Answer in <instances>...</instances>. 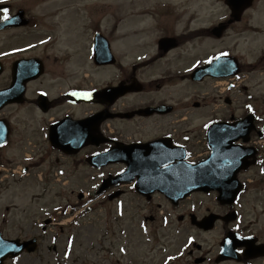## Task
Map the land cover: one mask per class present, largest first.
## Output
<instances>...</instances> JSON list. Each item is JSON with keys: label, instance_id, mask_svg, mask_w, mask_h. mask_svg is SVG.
I'll return each instance as SVG.
<instances>
[{"label": "flooded vegetation", "instance_id": "flooded-vegetation-1", "mask_svg": "<svg viewBox=\"0 0 264 264\" xmlns=\"http://www.w3.org/2000/svg\"><path fill=\"white\" fill-rule=\"evenodd\" d=\"M89 0H67L66 6H60L50 10L53 12L60 9L75 8L77 11L76 21L59 22L52 20L45 26L44 31L34 34L35 17L41 13L39 5L29 3L24 10V19L16 22L24 26L2 27L0 34L4 31H24L30 29L24 40L35 39L46 40L41 46H30L25 48L8 49L7 43L10 39L0 41V92L6 93L12 99L16 94H20L18 89L15 92L8 90L13 84V75L19 79L29 75H35L39 70L42 74L37 79L27 83L24 96L19 101L6 103L0 108V123L10 129V138L5 145H0V195L10 190V187L20 183L23 177L29 174L31 167L27 166L30 158L37 160L36 166L42 171L44 178H49L53 169L60 174L72 175L79 169L84 174L86 167L95 170L88 164V159L96 153H103L108 150L109 145L114 146L106 131V123L97 127L99 137L105 138L108 143L99 146H92L89 139L79 142L78 149L69 147L63 138H60L61 131L69 133H83L84 127L70 128L64 126L67 119L72 118L81 121L94 113L102 111L104 104H95L98 109L92 113L88 111V105L78 103L77 93L88 92L91 88L101 90L103 87H113L120 85L121 88H128L131 93L145 91L144 106L157 107L166 106L167 99L174 100L175 90L183 86L186 90H192V96L199 99L200 107L197 110H204L208 121L213 123L233 124L234 115L232 104H227L228 95L226 93L225 79L202 78L198 82L190 81L189 72L182 74H162L151 78L150 72L158 70H176L177 68H187L194 64L198 67L204 65V61L209 55H219L222 50L213 54L212 49L205 45V41L218 40L224 35L216 36L212 34V29L217 27L226 28L227 24H232V19L226 23V18L221 14L216 20L203 23L199 17L186 8L190 7L189 1L176 3L174 0H121L119 8H114L113 3L102 4L100 11H106L108 17L96 19L97 4L88 2ZM93 1V0H90ZM252 4L262 3L264 0H249ZM31 2V1H29ZM82 2L84 4H79ZM87 3V4H86ZM77 6V7H75ZM8 10V5L4 6ZM252 7V5H251ZM21 8L9 15L13 16ZM249 10V9H247ZM243 11L246 13V11ZM5 20L0 18L1 22ZM24 33V32H23ZM101 35L108 43L110 52L114 56L111 65L117 74V78L111 85L105 83L98 87L93 80L87 83L86 74L91 76L93 72H98L101 68L93 64L92 59L85 63L84 55L90 54L94 40ZM14 40H17L14 38ZM13 40V41H14ZM34 41L28 44H33ZM57 46H62L59 50ZM221 49L222 46H214ZM219 52V53H218ZM34 60L30 64L14 70L15 64L20 61ZM41 66V69L38 68ZM197 67V68H198ZM120 75V76H118ZM145 78V79H143ZM137 79L141 83H134ZM113 85V86H112ZM152 87L160 91L159 98L152 97ZM142 95V93H138ZM188 95L184 98H188ZM125 99V98H124ZM123 99V100H124ZM182 109H171V114L184 111ZM81 112L82 116H78ZM118 117L128 114L123 110H115ZM183 114L179 113V122H183ZM73 116V117H72ZM164 115L151 116L146 119L130 118L121 120L122 123L134 126L140 119L143 122L149 121L154 125L156 120L161 121ZM184 124V123H183ZM105 125V126H104ZM64 126V127H63ZM180 125H171L170 122L158 127H150L147 130L141 128L140 136L129 139L119 131H111L110 134L117 138V142L123 144L153 141L168 138L169 146L182 144L190 150L187 156L188 162L200 161L206 155V131L202 132V127L192 129L185 124L186 129L181 131ZM179 129V130H177ZM52 133L58 138L52 137ZM185 137L190 140L185 141ZM127 139V140H126ZM199 142L198 145L193 143ZM32 145V147H29ZM106 146V147H105ZM105 147V148H104ZM15 150L21 158V172L14 165V162L6 157L8 152ZM31 153V154H30ZM30 154V155H29ZM119 167L117 169H122ZM113 169L109 168V171ZM24 173V174H22ZM18 178V176H20ZM17 176V177H15ZM70 184V182H67ZM7 210V209H6ZM255 241L264 244L259 238ZM205 260V258H202ZM195 263V262H194Z\"/></svg>", "mask_w": 264, "mask_h": 264}, {"label": "rangeland", "instance_id": "rangeland-1", "mask_svg": "<svg viewBox=\"0 0 264 264\" xmlns=\"http://www.w3.org/2000/svg\"><path fill=\"white\" fill-rule=\"evenodd\" d=\"M23 2H20V5ZM264 15V13H263ZM258 21V20H257ZM259 22V21H258ZM237 38L233 33H230L227 36L226 40ZM224 39V42H226ZM235 40V39H234ZM233 40V41H234ZM228 41V40H227ZM235 47L237 49H241L242 54H244V59L247 62L254 61L257 51L250 50L245 46V44L239 45L236 44ZM236 49V50H237ZM246 63V62H244ZM252 79L249 81V84H256L257 80L260 81V84L255 86H250L249 90L252 92L253 89L259 88L257 90L262 89L264 91V71L260 72H253ZM256 75L260 76L257 78ZM263 87V88H262ZM253 94V92H252ZM235 97V105L234 110L241 109L240 112L236 113V116H240L243 112V102L244 96L236 95ZM263 98H259L257 103L260 107H262ZM263 109V108H262ZM18 186L15 187V191L13 192L12 196L8 198L10 201L15 196L16 200V207L17 210L13 211L14 214L16 213L17 220L25 222V225L20 227H12L6 228L9 233L16 232V231H24L21 236H25L28 234V237L34 236L41 233L39 227L36 226L35 229L29 230L30 226L26 225L25 219L35 218L36 220H40L43 218L41 214V208L43 206H49L48 209L52 210L54 208V203L59 204L62 199L57 197V193H54L56 190L54 186H51V190L49 193H45L41 199H34V196L41 194L42 188L37 185L31 186V193L29 190L26 192L23 189H17ZM126 199H124V210L126 209L125 203ZM53 202V203H52ZM94 209L92 213H86L83 215V218L78 221V225L72 226L68 228L67 226L60 228L59 224H55L51 227L46 228V234H44L42 240V246L40 250L35 253L34 255H24L18 261H15L10 264H54L52 260L54 258H60L62 255V248L65 244V238L69 234L75 235V245L73 248L72 255L70 257L69 264H160V262L164 259V255H174L175 253L180 252V250L184 247V240L186 236L193 235L197 238V242L204 245L205 250H208L206 254L202 251L203 255L208 256L209 258L214 257L213 254L214 247H215V240L219 239L221 236L220 229H216L210 233H199L191 229H185L181 232H162L163 235L159 231L150 232V240L149 242L141 235L139 229H137V222L138 220L135 218L133 219L130 215L129 219L127 216H124L122 220L119 221L117 227L120 229L130 230L129 238H130V246L127 247L126 257H123L119 254L117 247L121 244L122 239L119 240L117 236H113L112 234V225L114 230L115 223H114V206L103 202L97 203L93 205ZM210 208L213 206L209 205ZM47 209V208H46ZM133 212V211H132ZM261 217V216H259ZM112 225H111V224ZM60 224H65L60 222ZM155 226H158L156 224ZM152 230H154L152 226ZM31 231V232H29ZM177 233V234H176ZM54 236L56 239V247L55 252L50 244V237ZM143 241V242H142ZM50 248V249H48ZM165 248V249H164ZM188 251V250H187ZM187 251H183L182 254L179 255V259L177 262L185 264L188 261H191V264H194L193 258H196L198 253L194 255V257H190ZM7 264V263H6ZM205 264H212L207 262Z\"/></svg>", "mask_w": 264, "mask_h": 264}, {"label": "water", "instance_id": "water-1", "mask_svg": "<svg viewBox=\"0 0 264 264\" xmlns=\"http://www.w3.org/2000/svg\"><path fill=\"white\" fill-rule=\"evenodd\" d=\"M16 249L13 247H9L8 245L2 244L0 245V259L5 253H13Z\"/></svg>", "mask_w": 264, "mask_h": 264}, {"label": "snow or ice", "instance_id": "snow-or-ice-1", "mask_svg": "<svg viewBox=\"0 0 264 264\" xmlns=\"http://www.w3.org/2000/svg\"><path fill=\"white\" fill-rule=\"evenodd\" d=\"M0 3H3V0H0ZM3 13H4V19L7 20L9 18L8 9L7 8L3 9Z\"/></svg>", "mask_w": 264, "mask_h": 264}]
</instances>
